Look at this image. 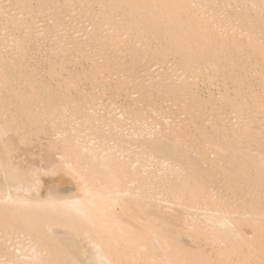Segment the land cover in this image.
<instances>
[{
    "label": "bare ground",
    "instance_id": "1",
    "mask_svg": "<svg viewBox=\"0 0 264 264\" xmlns=\"http://www.w3.org/2000/svg\"><path fill=\"white\" fill-rule=\"evenodd\" d=\"M0 264H264V0H0Z\"/></svg>",
    "mask_w": 264,
    "mask_h": 264
},
{
    "label": "rangeland",
    "instance_id": "2",
    "mask_svg": "<svg viewBox=\"0 0 264 264\" xmlns=\"http://www.w3.org/2000/svg\"><path fill=\"white\" fill-rule=\"evenodd\" d=\"M45 42H46V41H45ZM46 44H48V41L46 42ZM46 44H42V45H44V46L41 45V46H42V47H41L42 50L45 49V48H48V45L46 46ZM49 44H50V41H49ZM44 47H45V48H44ZM41 48H40L38 51L36 50L37 52H35V50H33V49H29V50H27V52H29V53H27V55H25V56H27V59H26L25 56H17V55H16V56H17L18 58H17V59H16L15 57H14V58L16 59L15 61H18V60H19V61L22 62V64L24 65V66H23V65L21 64V65L19 66L20 68H18V69H19L20 72H21V70H22V69H21V66L24 67V68H23V71L27 70V71H26L27 73H29L28 71L32 72L31 70H33L34 73L32 74V76L35 77V78H33V80L36 79L35 81H37V79L39 78V79L42 80L43 82H44V81L47 82V84L45 83V85H46L47 87H48V85H49V87H50V86H51V85H50L51 83H52V85H53V81H49V80H52L51 77H50V79H49V76H46L45 73L42 74V70L45 69V66L47 67L46 64H47L48 62H46V61H47V60L49 61L51 57L49 56V53L47 52V49H45V50L42 51ZM8 50H9V49H8ZM31 50H33L34 52L31 51ZM9 52H11V51H9ZM9 52H8V53H9ZM32 52H33V53H32ZM30 53H31V54H30ZM45 53H46V54L48 53V59L46 58L47 55L44 56ZM12 54H13V53H11V55H10V54H9V55H10L11 57H13ZM14 54H15V53H14ZM14 54H13V55H14ZM29 54H30V55H29ZM28 55H29V56H28ZM31 55H32V56H31ZM14 56H15V55H14ZM40 56H41V57H40ZM43 56H44V57H43ZM21 57H22V58H21ZM49 57H50V58H49ZM19 58H20V59H19ZM40 58H41V59H40ZM39 59H40V63H36V62H39V61H38ZM42 59L45 60L44 62H45L46 64H45L44 62H41V61H43ZM24 60H25V61H24ZM26 60H27V61L29 60L28 62L31 63V64H29ZM31 60H32V61H31ZM20 62H19V63H20ZM25 63H28V64H25ZM32 63H33V64H32ZM34 64H35V65H34ZM37 64H38V65H37ZM43 64H44V65H43ZM26 65H28V66H26ZM36 65H37V67H35ZM29 66H32V67H35V68L29 67ZM77 66H79V65H77ZM28 67H29L30 69H28ZM37 68H38V69H37ZM41 68H43V69H41ZM77 68H80V66L77 67ZM35 69H37V70H35ZM39 70H40V71H39ZM35 71H36V72H35ZM43 71H44V70H43ZM37 72H38V73H37ZM40 74H42L44 80L42 79V77H41ZM34 75H35V76H34ZM38 75H39V77H38ZM36 76H37V77H36ZM39 79H38V80H39ZM48 81H49V82H48ZM84 84H85V85H84ZM86 84H87V82H85V83L81 82L79 85H80V86H82V85H83V86H86ZM199 84H200V82L198 83V85H199ZM105 86H106V85H105ZM105 86H104V87H105ZM199 86H200L201 88L199 87L198 90H199V89H201L202 91L204 90V92H201V90H199V91H200V92H199L200 95H204V93L206 94V90L203 89V87L201 86V84H200ZM49 87H48V88H49ZM210 87H212V86H210ZM214 87H215V86L212 87L213 89L210 88V91L212 90V92H216V88H217V87H215V88H214ZM118 99L120 100L121 98H120V97H116V100H117V101H118ZM123 102H124V101H122L121 103H123ZM38 139H39V138H38ZM36 142H37V141H35V143H34V142H33V143L36 144ZM33 149H34L35 152L37 151V147H36V148L34 147ZM33 157H34V156H33ZM35 157H36V156H35ZM25 163H26V162H25Z\"/></svg>",
    "mask_w": 264,
    "mask_h": 264
}]
</instances>
